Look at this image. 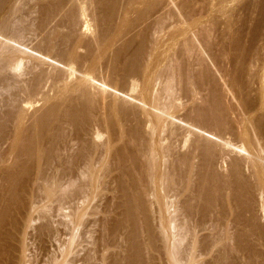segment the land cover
<instances>
[{
	"label": "rangeland",
	"instance_id": "rangeland-1",
	"mask_svg": "<svg viewBox=\"0 0 264 264\" xmlns=\"http://www.w3.org/2000/svg\"><path fill=\"white\" fill-rule=\"evenodd\" d=\"M0 221V264H180L184 221L264 264V0H0Z\"/></svg>",
	"mask_w": 264,
	"mask_h": 264
},
{
	"label": "bare ground",
	"instance_id": "bare-ground-1",
	"mask_svg": "<svg viewBox=\"0 0 264 264\" xmlns=\"http://www.w3.org/2000/svg\"><path fill=\"white\" fill-rule=\"evenodd\" d=\"M103 83V82H102ZM98 85V84H97ZM100 85V84H99ZM105 85V84H104ZM103 85V86H104ZM102 86V87H103ZM106 86V85H105ZM100 87V86H99ZM106 89V88H105ZM180 120V119H179ZM179 120H178V122H179ZM187 120V119H186ZM185 120V121H186ZM183 121V120H182ZM180 122H181V120H180ZM187 123L186 124H188L189 123V120L188 121H186ZM188 128L189 127H191L189 130H191V129H193L195 132H193L192 130L190 131V133H189V136L191 135V134H194V133H196V132H200V133H202L203 135H206L207 137H206V139H208L209 137L211 138L212 137V139H214V137L208 132V130L206 131V129L205 128H202V126L200 125V126H196V124H193V125H190V123L188 124V126H187ZM204 127V126H203ZM183 128V127H182ZM185 128H186V126H185ZM188 130V131H189ZM187 131V132H188ZM188 134V133H187ZM201 134V135H202ZM213 134V133H212ZM184 135V134H183ZM199 135V134H198ZM214 135V134H213ZM187 137V136H186ZM200 137V136H199ZM221 138H222V136H220ZM217 138V141L218 140H220L219 139V137H215V139ZM187 139L189 140V138H186V140L185 141H187ZM223 139V138H222ZM205 140V139H204ZM207 141V140H206ZM216 141V140H215ZM214 141V143L216 144V142ZM221 141H223V140H221ZM221 141L219 142V143H221ZM188 142V141H187ZM196 142H197V140H196ZM200 142V141H199ZM225 144H223V145H225L226 147V149H227V147H230V148H232V146L233 147H235V149L236 148H238L239 146H235L231 141L230 142H225V141H223ZM185 144H186V142H184ZM195 143V142H194ZM193 144V143H192ZM213 144V143H212ZM202 145V144H201ZM204 145H206V144H204ZM221 145H222V143H221ZM186 146V145H185ZM196 146V145H195ZM220 146V145H219ZM243 146V145H242ZM184 147V146H183ZM188 147V146H187ZM198 147V146H197ZM212 147V146H211ZM34 148V147H33ZM37 148V147H36ZM199 148V147H198ZM197 148V149H198ZM215 148V147H214ZM240 148V147H239ZM170 149V148H169ZM188 149V148H187ZM212 149V148H211ZM194 150V149H193ZM206 150H207V148H206ZM229 150V149H228ZM232 150V149H231ZM230 150V151H231ZM237 150H239V149H237ZM192 151V150H191ZM211 151V150H210ZM240 152L242 151V152H244L245 151V148L243 147H241V149L239 150ZM38 152V151H37ZM193 152V151H192ZM206 152H208V151H206ZM215 152V151H214ZM164 153V152H163ZM193 153H195V152H193ZM192 153V154H193ZM209 153V152H208ZM247 153V152H246ZM218 154V153H217ZM242 154V153H241ZM248 154V153H247ZM181 155V154H180ZM196 155V154H195ZM38 156V155H37ZM189 156V155H188ZM191 156V155H190ZM249 156V155H248ZM192 157H193V155H192ZM211 157H212V154H211ZM214 158V157H213ZM219 158V157H218ZM191 159V158H190ZM186 160V159H185ZM199 160V159H198ZM222 160H224L225 161V159H222ZM221 160V161H222ZM194 161V160H193ZM212 161V160H211ZM219 161V160H218ZM236 161V160H235ZM240 161V160H239ZM239 161H238V163H239ZM248 161V160H247ZM238 165V164H237ZM234 166V165H233ZM196 167V166H195ZM192 168V167H191ZM186 169V168H185ZM200 169V168H199ZM206 169V168H205ZM243 170V169H242ZM256 170V169H255ZM239 174V173H238ZM179 175V174H178ZM185 176V175H184ZM215 178V177H214ZM258 180V179H257ZM57 182V181H56ZM198 191V190H197ZM207 197V196H206ZM191 203V202H190ZM196 203V202H195ZM193 207V206H192ZM211 207V206H210ZM214 209V208H213ZM186 213V212H185ZM225 214H221L220 215V213H219V215H217L215 212H213V214H212V216L210 215V217H205V216H203L204 217V222H206L207 220H211V222H213V225H212V228H211V234L214 236V237H212V235H211V237L216 241V244L214 245L215 247L218 245L219 246V244H221L220 246L223 248L225 245L224 244H226L227 245V243H226V241L225 240H227L226 238H229V234H228V230H230V229H228L229 228V225L228 224H225V223H221L220 225L219 224H217V225H215L214 223L216 222V221H220V220H222L223 218L225 219V217H226V212H224ZM194 215V214H193ZM192 214H190V218H191V221H193L192 223L194 224V226L195 227H197L198 228V226H200V225H205L204 224V222H203V218L201 217V216H199V218L197 219L196 217H195V215L193 216ZM225 215V216H224ZM186 216V215H185ZM228 216V215H227ZM239 216V215H238ZM187 218V217H186ZM201 218V219H200ZM208 218V219H207ZM238 218V217H237ZM207 219V220H206ZM223 219V220H224ZM175 220V219H174ZM181 220V219H180ZM230 220H232V219H230ZM229 220V221H230ZM235 220V221H234ZM234 220H232L233 222H236V220L237 219H234ZM173 221V220H172ZM182 221V220H181ZM228 221V222H229ZM1 222V221H0ZM187 222H188V220H187ZM221 222V221H220ZM172 223V222H171ZM170 223V224H171ZM217 223V222H216ZM2 224V223H1ZM231 224V223H230ZM235 224V223H234ZM237 224V223H236ZM241 224V223H240ZM244 224V223H243ZM3 225V224H2ZM247 225V224H246ZM170 227V226H169ZM243 227V226H242ZM246 227V226H245ZM173 228L175 229L176 227L175 226H173ZM205 228H206V226H205ZM210 228V227H209ZM233 228V227H232ZM235 228V227H234ZM237 228V227H236ZM235 228V229H236ZM191 229V228H190ZM196 229V228H195ZM194 229V230H195ZM203 229V228H202ZM208 229V228H207ZM245 229V228H244ZM204 230V229H203ZM239 230V229H238ZM238 230H236V231H238ZM182 231H185L184 232V234H182ZM188 225H187V223H185V221L182 223V224H178V252L176 251V253H178V254H176V253H174V256L177 258V255H178V262H180V264H184V263H181V262H183L182 260L183 259H186V255H187V257L189 256L190 258H192V257H194L195 259H196V256H194V251H195V245H196V241H192L193 243L191 244V253L189 252V251H187V248H186V253H185V251H184V253L182 252L181 253V251H180V248L179 247H181L182 246V244H183V242H184V240L186 239V237H187V234H188ZM235 231V230H234ZM259 231V230H258ZM190 232V231H189ZM250 232V231H249ZM260 232V231H259ZM197 233V231L195 232V234ZM257 237V236H256ZM209 238V237H208ZM240 238V237H239ZM191 239V238H190ZM242 239V238H241ZM238 240V239H237ZM223 241H225V243H223ZM256 241V240H255ZM212 242V240L210 239V243ZM214 242V241H213ZM213 242H212V245H213ZM73 243V242H72ZM71 243V244H72ZM209 243V244H210ZM215 243V242H214ZM2 244V243H1ZM188 244V243H187ZM201 244V243H200ZM203 244V243H202ZM261 245V244H260ZM177 246V245H176ZM175 246V247H176ZM213 247V246H212ZM214 247V248H215ZM221 247H216V251H218V249L219 248H221ZM182 248V247H181ZM185 248V247H184ZM213 248V249H214ZM221 248V249H222ZM227 248H228V246H227ZM226 248V246H225V248H223V249H226L227 251H228V249ZM221 249H219V250H221ZM175 250V249H174ZM190 250V249H189ZM201 250V249H200ZM209 250V249H208ZM225 250V251H226ZM197 251V250H196ZM195 251V252H196ZM221 251H223V250H221ZM172 252V251H171ZM175 252V251H174ZM189 252V253H188ZM198 252V251H197ZM203 252V251H202ZM208 253V252H207ZM218 253L220 254V256H221V253H220V251H218ZM218 253H216V254H218ZM223 253H225L224 251H223ZM240 253V252H239ZM206 254V253H205ZM228 253H226V255H227ZM173 255V254H172ZM225 254H223V256H224ZM254 256V255H253ZM213 257V256H212ZM217 257H219V256H217ZM226 257V256H225ZM232 257V256H231ZM174 258V257H173ZM214 258H216V256H214ZM243 259V258H242ZM192 260V259H191ZM194 260V259H193ZM221 260V259H220ZM238 260V259H237ZM217 261V260H216ZM255 261V260H254ZM22 262V261H21ZM190 261L188 260V261H186V263L185 264H190L189 263ZM230 262V261H229ZM204 263V262H203ZM202 263V264H203ZM224 264V263H223Z\"/></svg>",
	"mask_w": 264,
	"mask_h": 264
}]
</instances>
